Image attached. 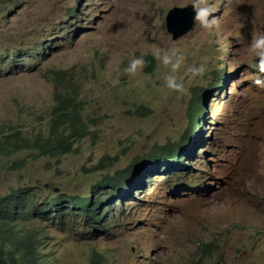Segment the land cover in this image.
Segmentation results:
<instances>
[{"label": "rangeland", "instance_id": "rangeland-1", "mask_svg": "<svg viewBox=\"0 0 264 264\" xmlns=\"http://www.w3.org/2000/svg\"><path fill=\"white\" fill-rule=\"evenodd\" d=\"M210 2L217 26L193 23L172 40L165 15L190 0H0V137L15 130L46 136L57 94L65 92L78 102L85 127L69 153L38 155L31 148L0 155V198L23 186L40 199L48 193L41 186L90 194L155 144L177 140L194 92L224 66L229 74L216 96L203 97L210 127L204 140L196 133L200 145L184 159L188 168L134 175L136 185L119 201L124 206L109 208L105 237L94 233L100 225L78 215L25 223L41 237L47 264H90L93 252L103 264H264V90L251 83L260 74L245 63L252 36L264 33V0ZM74 4L79 10L71 14ZM154 47L184 53L177 76L187 95L164 86L167 69L152 57ZM140 55L144 67L126 73ZM187 65L203 73L189 79ZM25 155L31 159L13 169ZM106 156L109 165L96 171ZM181 173L193 175L182 183Z\"/></svg>", "mask_w": 264, "mask_h": 264}, {"label": "trees", "instance_id": "trees-1", "mask_svg": "<svg viewBox=\"0 0 264 264\" xmlns=\"http://www.w3.org/2000/svg\"><path fill=\"white\" fill-rule=\"evenodd\" d=\"M77 10H79L78 4L68 8L71 14ZM226 71L224 66L223 69L221 68V75L215 73L208 89L198 88L191 96L187 108L188 126L177 140L155 144L147 154L135 159L123 170L99 180L93 186L94 189L90 194L66 195L61 192L54 193L41 186V189L48 193L40 199L36 194L30 193L33 187L23 186L2 196L0 198V264H47L49 262L46 261L48 255L43 251L41 237L34 227H27L26 222L47 218L54 221L60 219L62 214L78 215L81 219L86 218L91 224L100 225L98 229L101 231H94V233L101 232L102 237H105V232L109 228L108 222L110 223L113 216L109 208L117 207L120 211L119 206H124L119 201L127 196L133 185H136L134 175L138 172L143 174L144 170L154 173L160 171L159 168L168 170V172H171L173 168H188L184 159L192 157L195 153L194 148L197 145V140L194 138L196 133H199L201 139L204 140L202 135L205 129L202 127L210 118L203 97L209 95L211 91H214L216 96L217 91L223 86L222 84L229 79V74ZM78 107V102L71 94L58 93L52 109L50 132L46 136L37 134L30 138L22 137L16 130L11 134H2L0 155L9 157L21 150L31 148L37 151L38 155L69 153L72 150L74 139L79 138L82 135L81 132L85 130ZM141 108L143 107L137 109L140 113H142ZM66 124L70 126V131L67 133L61 128ZM30 157L25 155L20 160H14L12 162L13 169L21 168L23 163L31 159ZM115 159V157L110 158L112 161ZM164 164L168 166H164ZM108 165L109 157L106 156L93 167H97L96 171H101ZM192 175L191 173H181L177 174L176 179L186 183L185 181L189 180ZM147 177L150 176L147 175ZM193 181L200 183V180L196 178ZM115 196H119L121 199L118 198L112 202ZM104 201L109 205L105 208L106 211L101 213L99 209ZM35 204L37 207L33 208ZM87 233L93 234V230H89ZM102 258L99 253L93 252L90 264H103Z\"/></svg>", "mask_w": 264, "mask_h": 264}, {"label": "clouds", "instance_id": "clouds-1", "mask_svg": "<svg viewBox=\"0 0 264 264\" xmlns=\"http://www.w3.org/2000/svg\"><path fill=\"white\" fill-rule=\"evenodd\" d=\"M189 4L191 5L193 13L192 21L194 24H198L205 30H212L217 26V18L214 15H211L215 13L217 9L213 7L210 0H190ZM178 6L185 7L186 5L180 4ZM248 51L250 53V58L245 61V63L249 68L254 69L260 74L252 79L251 83L258 89L264 90V33L252 36L248 44ZM151 55L155 60L159 61L160 65L167 69V72L163 75L164 86L177 94L187 95L188 90L183 83L182 77L177 76V72L180 70L185 60L184 53L176 47L167 50L160 47H154L151 50ZM145 63L143 55L135 56L129 61L124 71L129 74H135L138 69L144 67ZM184 73L189 76V79H191L201 75L203 73V67L187 65L184 67ZM207 126L210 127V125L205 122L202 128L207 131ZM196 140L197 145L195 147L199 148L200 142L198 139ZM193 155H196V151Z\"/></svg>", "mask_w": 264, "mask_h": 264}, {"label": "water", "instance_id": "water-1", "mask_svg": "<svg viewBox=\"0 0 264 264\" xmlns=\"http://www.w3.org/2000/svg\"><path fill=\"white\" fill-rule=\"evenodd\" d=\"M189 4V3H188ZM171 7L165 15V29L172 40L183 36L193 26L191 5Z\"/></svg>", "mask_w": 264, "mask_h": 264}, {"label": "bare ground", "instance_id": "bare-ground-1", "mask_svg": "<svg viewBox=\"0 0 264 264\" xmlns=\"http://www.w3.org/2000/svg\"><path fill=\"white\" fill-rule=\"evenodd\" d=\"M153 171H155V170H153ZM148 178V177H147ZM121 199V198H120Z\"/></svg>", "mask_w": 264, "mask_h": 264}]
</instances>
